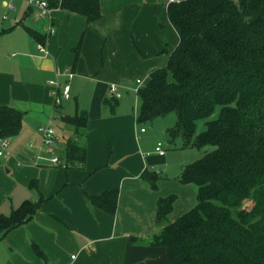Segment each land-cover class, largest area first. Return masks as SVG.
<instances>
[{"label": "crops", "instance_id": "obj_1", "mask_svg": "<svg viewBox=\"0 0 264 264\" xmlns=\"http://www.w3.org/2000/svg\"><path fill=\"white\" fill-rule=\"evenodd\" d=\"M156 1L159 11L149 7ZM9 3L0 0L6 9L0 21V105L20 111L22 120L0 155V214L26 199L42 196L46 201L30 220L0 238V264H169L164 247L145 243L157 230V200L176 195L167 216L171 222L194 206L196 187L176 180L180 164L172 177L164 174L156 189H149L142 172H155V164L165 163V149L162 156L154 152L159 136L138 130L136 114H118L117 105L111 110L103 104L110 85L130 81L135 87L137 80L144 85L176 47L167 1L100 0L101 16L89 24L65 9L51 8L48 16L36 17L26 3L12 4L14 10L7 8ZM157 19L169 24L171 40L153 25ZM81 35L73 67V48ZM64 84H69L70 97L56 106L54 93ZM80 111H86L87 123L76 139L75 127L61 116ZM42 123L55 130L58 154L67 141H75L85 148L84 162L61 157L67 168L53 166L33 141L29 150L26 143L37 140ZM32 182L36 187L29 186ZM111 188H118L114 215L87 203L85 194Z\"/></svg>", "mask_w": 264, "mask_h": 264}, {"label": "trees", "instance_id": "obj_2", "mask_svg": "<svg viewBox=\"0 0 264 264\" xmlns=\"http://www.w3.org/2000/svg\"><path fill=\"white\" fill-rule=\"evenodd\" d=\"M46 1L84 16L87 24L101 16L100 0ZM166 13L178 43L135 90V121L152 123L174 113L175 123L165 130L168 142L209 150L176 177L196 187L194 206L170 222L176 196L159 197L157 230L145 243L164 247L169 264H264V0H179L167 2ZM81 41L82 35L73 48V67ZM103 104L113 110L117 99L110 95ZM21 120L20 111L0 105V139L15 136ZM61 120L75 127L76 139L84 134L86 111ZM200 120L203 129L197 131ZM59 156L83 163L85 148L67 141ZM141 178L156 189L159 172L144 170ZM117 197L118 188L85 194L90 206L110 215ZM45 201L26 199L0 214V238L30 220Z\"/></svg>", "mask_w": 264, "mask_h": 264}, {"label": "rangeland", "instance_id": "obj_3", "mask_svg": "<svg viewBox=\"0 0 264 264\" xmlns=\"http://www.w3.org/2000/svg\"><path fill=\"white\" fill-rule=\"evenodd\" d=\"M9 2H11L15 7H17L18 5H20L19 7H21V5H25L24 0H9ZM160 5L161 3L156 1L155 3L150 4L149 7L150 9H156L155 7H157L159 11ZM5 14H6V9L0 8V21ZM153 25L160 31V33L165 38L167 39L170 38L169 40L173 38V36L167 37L170 26L167 22H165V20L157 19L153 22ZM124 84H127L128 86L125 87ZM115 86L117 90L114 92V95H115V98H117L119 102L116 107L117 113L123 114V115L127 114L131 116L135 115L137 113L138 100H137L135 89L132 83H130V81H127V82H124L123 84H119V83L115 84ZM217 111L218 110L216 109L215 115L217 114ZM175 120H176V115L174 113H170L163 118H157L152 123H149V122H144L141 124L136 123V127L138 130L141 127H143L146 130V135H149L153 138H155L154 136H159V140L163 148L166 151L165 163L160 164V165L159 164L154 165V171L160 172L159 178L156 180L155 184L158 182V180H160L164 176V174H168V176L172 177L173 174L177 172L180 164H187V163L193 162L194 160H197L198 158H200L205 153V150H209V147L200 148V149L196 147H181L180 145L181 143L179 139H176L173 144L169 143L168 140L163 136V133L167 127H170L175 123ZM202 129H203V121L200 120L197 123V131H200ZM37 137H38L37 140L29 139L26 143L27 147L31 141L34 142V145L36 146L39 145V141H40L39 132L37 133ZM29 150H32V149L29 148ZM146 166L148 168L150 167L149 165H146ZM4 171H6L5 168H4ZM142 180L146 182V184H148L149 189L154 190L149 186V183H147L145 179H142Z\"/></svg>", "mask_w": 264, "mask_h": 264}, {"label": "built area", "instance_id": "obj_4", "mask_svg": "<svg viewBox=\"0 0 264 264\" xmlns=\"http://www.w3.org/2000/svg\"><path fill=\"white\" fill-rule=\"evenodd\" d=\"M28 7L34 9V13L36 17H45L49 15L50 7L46 0H24ZM167 2H177L179 0H166ZM7 8L9 10H14V7L12 4H7ZM50 32H53V30H49ZM38 49L41 52H45L44 46L41 44L37 45ZM73 76L72 72H67V77L71 78ZM51 84H53L52 81H50ZM142 83L140 80H137L135 83L134 89L136 90L138 86H140ZM61 88L60 93L55 92L54 93V104L56 106L60 105L62 101L67 100L69 96V84H64L59 86ZM116 86L114 84L110 85L109 87V94L111 96H114V92L116 91ZM37 131L40 134V144L38 146L39 151H44L46 154H48V157L45 159L50 165L53 166H61L65 167L66 163L63 159L60 158L56 147H55V130L51 125L48 123H42L37 127ZM141 131H144L142 128ZM8 145V139H0V155L4 153V149ZM32 142L29 143V146H32ZM154 152L162 156L164 155V148L162 144L159 142L155 146ZM42 158V157H41Z\"/></svg>", "mask_w": 264, "mask_h": 264}, {"label": "water", "instance_id": "obj_5", "mask_svg": "<svg viewBox=\"0 0 264 264\" xmlns=\"http://www.w3.org/2000/svg\"><path fill=\"white\" fill-rule=\"evenodd\" d=\"M131 240H133V239L131 238Z\"/></svg>", "mask_w": 264, "mask_h": 264}]
</instances>
